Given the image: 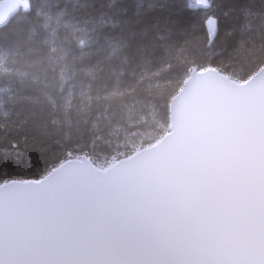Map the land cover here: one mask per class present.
<instances>
[{
    "label": "snow or ice",
    "instance_id": "1",
    "mask_svg": "<svg viewBox=\"0 0 264 264\" xmlns=\"http://www.w3.org/2000/svg\"><path fill=\"white\" fill-rule=\"evenodd\" d=\"M24 7L27 39L0 34V264H264V0Z\"/></svg>",
    "mask_w": 264,
    "mask_h": 264
},
{
    "label": "trees",
    "instance_id": "2",
    "mask_svg": "<svg viewBox=\"0 0 264 264\" xmlns=\"http://www.w3.org/2000/svg\"><path fill=\"white\" fill-rule=\"evenodd\" d=\"M1 1L2 0H0V2ZM26 2L30 3L31 0H22L20 8L17 11V13L12 18H10L7 22L0 24V34H5V33L8 34L9 42L14 40L18 36H22L24 39H27L29 35V29L31 27L30 16L32 15V13L29 12L27 9H25L24 4ZM177 2H179V0H177ZM193 2H195V0H193ZM253 2L257 4L258 6L260 3V0H253ZM193 27L198 30L199 23L194 24ZM194 39L197 42H199V40L202 39V36L199 34L198 31ZM78 139L80 140L81 144L90 143L91 136L88 134H85V135L78 137Z\"/></svg>",
    "mask_w": 264,
    "mask_h": 264
},
{
    "label": "water",
    "instance_id": "3",
    "mask_svg": "<svg viewBox=\"0 0 264 264\" xmlns=\"http://www.w3.org/2000/svg\"><path fill=\"white\" fill-rule=\"evenodd\" d=\"M21 1L22 0H2L0 2V15L5 16V22L17 13L20 8Z\"/></svg>",
    "mask_w": 264,
    "mask_h": 264
}]
</instances>
